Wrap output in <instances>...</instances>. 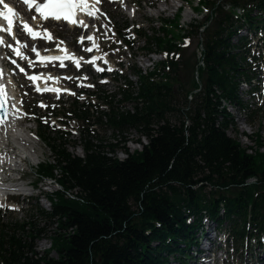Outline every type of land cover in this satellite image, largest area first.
<instances>
[{"label": "trees", "instance_id": "trees-1", "mask_svg": "<svg viewBox=\"0 0 264 264\" xmlns=\"http://www.w3.org/2000/svg\"><path fill=\"white\" fill-rule=\"evenodd\" d=\"M226 1L230 11L216 8L217 0H199L213 15L191 25L186 34H181L179 14L174 20L162 19L146 47L170 53L159 71L144 74L137 69V85L125 78L118 93L98 88L91 93L96 104L74 99L70 117L58 114L82 124L74 144L83 148V158L65 147L68 135L59 131L61 135L50 137L49 126L39 122L54 159L40 165L38 176L53 178L66 193L78 191L74 198L58 192L50 198L52 212H41L44 219L57 222L50 236L57 259L38 257L34 242L45 230L38 221H28L14 224L7 239L0 234V264H169L171 257L186 264L205 217L220 226L229 222L236 239L264 234V153L251 155L228 135L233 120L225 106L240 103L239 82L250 79L248 56L232 41L238 23L259 29L253 14L264 8V0ZM122 27H129L127 20ZM200 29L204 67L197 58L193 64L200 82L180 83L182 64L176 54L181 48L175 40L200 35ZM184 68L188 70L186 62ZM160 72L163 78L156 81ZM197 89L201 91L193 94L187 111V98ZM125 103L133 110L123 107ZM171 115L177 123L171 122ZM96 127L112 130L116 142H107ZM131 129L148 140L147 145L138 141L143 151L122 162L106 155L107 149L116 152L126 142ZM257 137L262 139L260 133ZM251 178L257 184H248ZM69 229L74 234H61Z\"/></svg>", "mask_w": 264, "mask_h": 264}, {"label": "rangeland", "instance_id": "rangeland-1", "mask_svg": "<svg viewBox=\"0 0 264 264\" xmlns=\"http://www.w3.org/2000/svg\"><path fill=\"white\" fill-rule=\"evenodd\" d=\"M101 1L103 3V12L101 15L102 19L95 20V26L93 27V29L99 30L101 32V34H99L100 54L106 56V59H108H102L99 62V66L100 69H103L104 72L107 73L106 77H101V72H96V70L94 71L90 66H86L82 72H72L71 75L66 71H60L61 75L67 74V77L74 75L79 79L77 81L78 83L74 84L72 96H63V98L57 100L58 98L54 96L39 97L35 95L32 92V89H29L28 87L30 83L27 79V76L14 75V70L10 68V75L15 79L16 83L19 86V99L21 107L24 109V113L21 115L23 118L19 120V123H22L21 127H24L27 130L26 132H28L29 135L31 134V136H33V139L36 140L35 144H37L36 150L38 154L35 153L32 148L29 149V151L31 150L30 154L34 156L33 159H35V162L34 160H32L23 164V169H25L24 174H22L24 175V181L17 183L27 189V192H25L27 195L33 196L18 197L17 199H14V201H17L18 204L14 203V201H8L7 203H5V206L3 208H0V234L4 236L6 235L5 238L7 239L12 234V228L14 224H23L24 222L28 221H38L40 227L45 230V236L38 238L34 242V247L37 249L39 247L38 250L41 254H44V252L49 250L51 244L50 236L57 230V222L42 218L36 208L40 202L39 205H41L45 210H50V205L48 204L46 197L57 191V185L53 184V182L50 180H39L36 186L37 189L32 190L31 188H26V186L28 187L29 184L35 185V182L40 179L37 176L39 166L38 163L50 161L53 162L54 159V154L51 151L49 144L42 140V132L36 120L41 117L42 123L47 122L46 124H50V126L48 125L50 128L48 130L50 137L55 138L61 135L58 133V128L63 129L62 131L64 132L70 130L71 136L67 141L69 143H66L65 147H67L73 155L82 157L84 153L82 147L71 143V141H79V133L82 129V124L76 120L70 119V128H64L62 126V123L60 124L59 122V120H61L62 118L56 119V115H52L51 112H48L47 107L50 106L51 108H54L62 106V108H69L74 96H78L84 90L93 92L95 88H97L95 86L96 83H100L101 88L107 91L109 94L118 93V87L125 86V78H131L130 80L136 83L137 78L136 76H134V73H136L135 68L141 69L145 74L146 72L152 71L154 65H157L158 63L165 60V57L162 54L156 53L149 55L147 53V50L145 49L149 38L155 35L154 29L157 32L161 27L162 19H166L167 21L174 20L177 15L178 8H180L181 6H183L184 9L182 14L179 13L182 19L180 24L184 28H187L189 24H197V22L203 21L206 16V12L199 15L194 11L195 7L197 6L198 0L194 3L189 0L188 2L186 0H139L141 1V3H139L138 0H126L114 4L109 3L107 0ZM223 1L224 0H220V2ZM162 4L172 5L173 8L169 10L160 9L158 11L160 15H158L156 9ZM123 20H127L128 25L130 24L129 26L137 25L142 28L140 35H135L133 33L130 34V45L133 50H128L121 42V38H123V36L121 35V26L123 24ZM260 24L264 26V19H262V22ZM238 25L241 26L242 23L239 22ZM54 29H56V33L60 34L61 36L67 35L66 38L62 39H66L68 42L71 41L67 49H70L71 51H74L80 55L85 54V49L78 40L81 39L80 36L83 33L84 36H86L87 32H84L80 29H74L73 34L70 35L69 32L64 31L65 26L56 25L54 26ZM243 29L244 30L241 32V36L246 37L248 41L251 42L250 44L252 45V49L249 46L248 47L252 54L257 50V47H261L264 45V31L259 32L258 35L246 26H244ZM130 31L132 32V28ZM159 35L161 37L164 36V34L161 32L159 33ZM202 37L203 34H201L200 36L194 34V37L188 41L187 46H181L182 51L179 60L181 61L182 66L177 76V79L180 83L182 81L188 83L189 81H191V79L196 80V73L195 69H193V64L196 56L197 60H199L201 49H199V43L200 41H203ZM239 43V39H233V44L239 45ZM154 50H156V48H154ZM185 62L186 66H188V70L184 68ZM251 68L253 72L255 70L256 74L257 65L255 67V65L252 64ZM117 72L118 74H116ZM85 77L87 81L83 83V86L79 85V81H82ZM103 79L108 80V83L103 85L101 83ZM64 83L68 84V80H64L63 84ZM85 85H89V88L85 87ZM249 89L250 87L245 84L241 85L239 89V94L242 99V105L233 106L228 104V111L230 113L231 119L233 120V124L228 134L231 135V138L238 141L242 148H246L249 154L255 155V149L259 147L258 140L262 143V146L259 147L261 149L260 151L258 150V152H264V97L263 99H260L259 92H248ZM258 89H260V87H258ZM41 101L47 104L46 108H42L39 106V102ZM126 108L132 109L133 106L126 105ZM104 109V106L100 107V110ZM95 110L96 109H94L93 111L95 112ZM65 113H68L67 110ZM46 117L47 119H45ZM170 117L172 123H177V118L175 115H171ZM257 133L261 134L262 139H258L257 137L256 141L255 134ZM98 134L109 143L116 142L114 139V132L108 128L100 130ZM126 136L129 138V140L131 139V141L134 142L141 137L140 134L136 131H130ZM4 143L8 144L9 142L7 140H4ZM143 143L147 145V142H144V140ZM129 146L132 151L135 149H139V147L135 145V143H130ZM250 148H253V150L250 151ZM8 150H11V147H8ZM118 153V158H120V160L126 158L124 155H122V152ZM32 164L34 166H32ZM6 168L10 169L9 165ZM6 174L9 179H13V175L11 172L8 171ZM56 175L57 177H60V172H57ZM10 184H12V181L8 180L6 182V185ZM36 195L40 196L36 199ZM6 206H9V209ZM210 225L213 228H216L215 226H217L216 223ZM28 228L29 226L27 227V229ZM204 229V233H206V222L204 225ZM18 232L19 236L23 235L21 229H18ZM228 232L229 226H223V230L221 231V235L219 236L220 239H217L218 242L220 240V242L218 243L219 248L216 249V253H219V256L221 255L219 264H222V259L223 257H225V255L231 257V259L234 261V264L236 262L244 264L245 262H247V260L253 261L258 241L259 239L263 240L264 238H260V236L258 235V239L254 238L253 241L248 242H246L245 239H237L235 242V252L231 249L233 247L231 242H225ZM210 234L211 237H214V233L211 232ZM195 251L196 250H193L192 253L195 254ZM50 256L54 258L56 257V255L52 252L50 253ZM170 264L178 263L171 260Z\"/></svg>", "mask_w": 264, "mask_h": 264}, {"label": "bare ground", "instance_id": "bare-ground-1", "mask_svg": "<svg viewBox=\"0 0 264 264\" xmlns=\"http://www.w3.org/2000/svg\"><path fill=\"white\" fill-rule=\"evenodd\" d=\"M94 4H97L99 6L102 5V2L100 0L99 3H96L95 0H91ZM164 6V7H163ZM172 5H165L162 4L160 7H158V11L160 9H172ZM97 19H100L99 16L96 17ZM57 24V23H55ZM89 24V23H85ZM60 26V25H58ZM73 25H70L69 27L65 28V32H69V34H73ZM67 36V35H66ZM71 41H69V44ZM9 50V49H8ZM0 54H4V51H1ZM1 61V59H0ZM1 70V67H0ZM51 76L53 79L49 80L52 84L58 85L60 82L59 78H54L52 75H47V77ZM0 83L4 84V86L7 89V92L10 96L14 97V100H11L9 104L7 105L8 108V114L4 121V123L0 124V169L7 167L8 165L11 167V172L14 175L16 172H18L17 169H20L21 159H24V157L28 156V159L30 161L35 159L32 154H30L31 150L30 148H34V140H32V137L29 135L27 130L24 127H21L22 123H19V118L21 115V103L19 99V92H18V84L16 83L15 79L11 75H6L5 71L3 70V79H0ZM62 88V87H61ZM15 105V107H13ZM1 120V119H0ZM254 138V137H253ZM144 142L148 141L146 138H142ZM259 139V138H258ZM4 140H7L9 143L5 144ZM142 140V144L143 143ZM259 142V141H258ZM130 143H135L139 147V149L131 150L130 149ZM139 142H134L129 140L127 143H121L122 150L116 151L114 153H108L109 157H114L117 160H120L119 153L122 152V155H124L126 158L120 161H124L129 158L130 155L134 154L136 151H142L143 145ZM12 145V146H11ZM145 145V144H144ZM8 147H11V150H8ZM37 157V155H36ZM15 176V175H14ZM14 192H17L18 194L25 195V189H23L22 185L15 184V180H12V184L10 185H3L0 184V202L3 203L5 196L13 194ZM77 192V190H76ZM70 195V194H68ZM213 224V223H210ZM207 226L206 233L202 232L199 236L200 243L199 247H195L194 250L195 254L193 253V263L192 264H219L221 260V255L219 256V253H216V249L219 248V242L217 239L219 238V232L215 230L211 225ZM74 229H69L68 231H65L67 235H71L74 233ZM214 233V237H211L210 233ZM264 238V237H263ZM44 247V246H43ZM39 249V247H38ZM36 248V251L39 253V256H42ZM44 249V248H43ZM45 253V252H44ZM219 260V261H218ZM201 261L200 263H198ZM222 264H234V261L231 259V257L225 255L222 259ZM235 264H240L239 262H236ZM247 264H264V239L261 240V243L256 248V252L254 255L253 261L247 260Z\"/></svg>", "mask_w": 264, "mask_h": 264}, {"label": "snow or ice", "instance_id": "snow-or-ice-1", "mask_svg": "<svg viewBox=\"0 0 264 264\" xmlns=\"http://www.w3.org/2000/svg\"><path fill=\"white\" fill-rule=\"evenodd\" d=\"M96 3H99L100 0H95ZM24 3L28 5L29 8L35 7L36 13L39 14L42 20H48L49 18H52L55 21H65L69 24L76 25L79 27H87L83 23V21H79L76 19V16L78 13H83L86 16L89 17H95V11H93V5H90L88 0H45L44 3H36V0H24ZM0 4H3V8L6 9V12L0 11V17L3 18V20L7 21V29L0 27V31H6L9 35L12 34V28H13V17L15 15L13 8L10 7L7 3H4V0H0ZM35 19V16L32 17ZM22 30L26 33V35L31 38L32 40L37 39H45L49 42H51L54 37L51 35L50 32L47 30H44L43 32L34 29L33 27H30L28 23H22ZM15 38V37H14ZM87 39L89 41H93V36H88ZM81 40H83V37H81ZM18 44H20V47L14 48L11 45H7L13 53L20 57L21 59H28V57L23 56L21 52V48L25 47V44L20 43L17 41ZM5 45V40L3 37H0V46ZM96 45L93 43L92 47H89L86 49V51L91 52L93 48H95ZM32 51L35 53L38 62L45 63L47 61H61V66H63L64 60H73V62L76 64L77 68H79V61L75 60L74 57L69 56L67 54L63 56H42L40 55L39 51L34 47ZM62 51H66L63 50ZM97 58L93 57L90 63H95V60ZM12 63H16V61H12ZM34 62L29 60V66H31ZM19 67V65H17ZM98 71H103V69H97ZM111 70V69H109ZM21 72H24V68H20ZM27 75V74H26ZM27 78L32 81L34 84L41 80L42 77L40 75H28ZM0 79H3V71L0 70ZM53 78L51 76L47 77V80H52ZM86 79V77H85ZM47 80H45V87L41 89L38 85L36 86L35 90L37 92L42 91H50L59 94L61 91L58 88H51L47 86ZM15 98L10 96L7 92L6 87L4 84L0 83V110L4 111L5 116H7V105L11 100H14ZM44 107V105H41ZM15 107V105H13ZM4 123L3 120H0V124Z\"/></svg>", "mask_w": 264, "mask_h": 264}, {"label": "water", "instance_id": "water-1", "mask_svg": "<svg viewBox=\"0 0 264 264\" xmlns=\"http://www.w3.org/2000/svg\"><path fill=\"white\" fill-rule=\"evenodd\" d=\"M0 117L2 118V119H4L6 116H5V114H4V111L3 110H0Z\"/></svg>", "mask_w": 264, "mask_h": 264}]
</instances>
